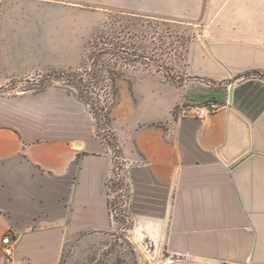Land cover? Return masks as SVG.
I'll list each match as a JSON object with an SVG mask.
<instances>
[{
  "label": "crops",
  "instance_id": "1",
  "mask_svg": "<svg viewBox=\"0 0 264 264\" xmlns=\"http://www.w3.org/2000/svg\"><path fill=\"white\" fill-rule=\"evenodd\" d=\"M105 11L201 28L179 83L116 82L132 240L159 264H264V0H4L3 48L21 58L0 61L78 66ZM212 100L205 119L183 114ZM88 111L61 87L0 96V264H60L66 242L114 227L111 146Z\"/></svg>",
  "mask_w": 264,
  "mask_h": 264
},
{
  "label": "rangeland",
  "instance_id": "2",
  "mask_svg": "<svg viewBox=\"0 0 264 264\" xmlns=\"http://www.w3.org/2000/svg\"><path fill=\"white\" fill-rule=\"evenodd\" d=\"M3 2L0 0V11ZM101 16L94 37L84 45L78 66L0 61V96L11 98L52 86L67 89L87 105L96 133L106 138L114 149L118 144L111 130L109 112L115 103L117 83L111 80L107 70L95 74L90 67L121 71L122 81L160 71L172 83H179L184 79L186 48L199 36L201 28L122 12L105 11ZM97 35L107 44L103 45L106 53L95 65L90 54L96 53ZM2 42L0 37V58H21L6 51ZM144 55L149 58L145 59ZM80 82L86 84L85 89L78 86ZM122 194L114 197V227L105 233H83L66 242L60 264H159L165 258L161 251L150 247V243L145 249L134 243L129 233L132 222L128 214V195L126 193L125 198Z\"/></svg>",
  "mask_w": 264,
  "mask_h": 264
},
{
  "label": "built area",
  "instance_id": "3",
  "mask_svg": "<svg viewBox=\"0 0 264 264\" xmlns=\"http://www.w3.org/2000/svg\"><path fill=\"white\" fill-rule=\"evenodd\" d=\"M221 105L217 101H206L201 102L198 104H194L189 107H184L183 114L186 116H193L198 118L205 119L211 114L216 113L217 111L221 110ZM116 148L118 146L116 145L115 148H111L112 152V161H111V177H109L108 180V200L111 207V217L114 219V209H113V203L115 204V196L116 194L124 193L122 194V197L126 196L127 193V200L129 204V193L131 191L130 182H129V165L126 162L127 160L119 154L118 151H116ZM119 149V148H118ZM115 185L116 188H113ZM126 198V197H125ZM15 235L12 231H8L3 236V239L1 241V250L2 253L6 256L8 259H12L14 256V244H15Z\"/></svg>",
  "mask_w": 264,
  "mask_h": 264
},
{
  "label": "trees",
  "instance_id": "4",
  "mask_svg": "<svg viewBox=\"0 0 264 264\" xmlns=\"http://www.w3.org/2000/svg\"><path fill=\"white\" fill-rule=\"evenodd\" d=\"M127 15H131L132 16V14H127ZM142 17V16H141ZM149 19V18H148ZM150 19H154V20H156V21H159V22H163V23H169V22H172V21H167V20H160V19H156V18H151L150 17ZM172 23H176V22H172ZM102 37L100 36V35H97V39H95L96 41H95V43H94V48H95V52L96 53H94L93 55H91L90 54V57H92L95 61V65H97L98 64V61H101L102 60V57L104 56V53H106V50H105V48L103 47V45H106L107 43H106V41H104L103 39H101ZM99 39V40H98ZM99 43H101L102 44V46H100V47H98V45H99ZM135 55L137 56L138 54L137 53H135ZM145 59H148L149 57H147V56H143ZM86 68H87V66H86ZM90 69L91 70H94L95 71V74H97V73H99L100 71H104V69L105 70H107L109 73H110V75H111V80L112 81H114L115 83L117 82V80H118V78H120L122 75H123V73L121 72V71H115V70H110V69H108V68H105V67H90ZM87 71V70H86ZM156 72H160V71H156ZM62 73V72H61ZM63 74V76H65V73L63 72L62 73ZM250 73H247L246 75H249ZM82 77H81V79L83 80L84 79V74H82L81 75ZM263 76H264V74H263ZM81 80V81H82ZM78 86L81 88V89H85V86H86V84H84V83H82V82H80L79 84H78ZM80 97V96H79ZM81 99H84L82 96H81Z\"/></svg>",
  "mask_w": 264,
  "mask_h": 264
}]
</instances>
